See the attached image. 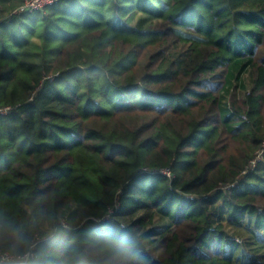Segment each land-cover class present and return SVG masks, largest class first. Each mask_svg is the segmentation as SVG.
Returning a JSON list of instances; mask_svg holds the SVG:
<instances>
[{"label":"trees","instance_id":"1","mask_svg":"<svg viewBox=\"0 0 264 264\" xmlns=\"http://www.w3.org/2000/svg\"><path fill=\"white\" fill-rule=\"evenodd\" d=\"M26 1L0 0V255L264 264L223 225L264 242V0Z\"/></svg>","mask_w":264,"mask_h":264},{"label":"rangeland","instance_id":"2","mask_svg":"<svg viewBox=\"0 0 264 264\" xmlns=\"http://www.w3.org/2000/svg\"><path fill=\"white\" fill-rule=\"evenodd\" d=\"M251 81L252 76L251 72L248 69L241 75L239 81L233 82V85L222 93L223 107L228 106V103L231 100L238 101L241 99H245V97L247 96V90L251 88ZM226 217H228V215H226ZM129 222L130 219L126 218V220L123 219L122 224L127 225V223ZM153 225L159 227L163 225V223H161L157 218H155V222ZM223 225L229 237L233 238V240L241 249L236 251L237 253L235 256H240L244 253V256L264 254V242L261 246H255L252 244L257 239L256 236L252 234L249 230L254 227V218L247 217L246 220L242 222L239 227L231 225L228 221H224ZM259 237L261 238L263 236L260 235ZM160 241V238H156V242L153 245V248L155 247L154 249H158ZM155 255H157V252H155Z\"/></svg>","mask_w":264,"mask_h":264},{"label":"built area","instance_id":"3","mask_svg":"<svg viewBox=\"0 0 264 264\" xmlns=\"http://www.w3.org/2000/svg\"><path fill=\"white\" fill-rule=\"evenodd\" d=\"M57 0H28L24 3V5L19 9L20 12L24 11H39L47 7L48 5L53 4ZM13 108L10 106L0 107V117H6L11 114ZM159 174L170 178L171 171L169 169L161 170L158 172ZM118 207V206H116ZM112 211H110V214ZM15 261L14 257L8 256L6 254L0 255V264H10Z\"/></svg>","mask_w":264,"mask_h":264},{"label":"clouds","instance_id":"4","mask_svg":"<svg viewBox=\"0 0 264 264\" xmlns=\"http://www.w3.org/2000/svg\"><path fill=\"white\" fill-rule=\"evenodd\" d=\"M122 264H123V262H122Z\"/></svg>","mask_w":264,"mask_h":264}]
</instances>
